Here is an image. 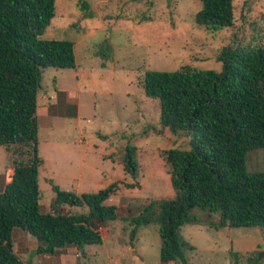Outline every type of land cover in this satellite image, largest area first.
<instances>
[{"label": "rangeland", "instance_id": "374dc122", "mask_svg": "<svg viewBox=\"0 0 264 264\" xmlns=\"http://www.w3.org/2000/svg\"><path fill=\"white\" fill-rule=\"evenodd\" d=\"M82 2L93 18L84 17ZM200 8V0H56L55 16L40 38L73 42L75 67L44 68L41 74L36 112L40 208L52 212L51 184L80 195L117 182L105 202L116 207L117 219L98 227L102 244L81 250L69 246L53 255L35 254L36 239L15 228L14 251L24 262L162 264L158 226L139 227L131 237L130 219L150 201L174 197L170 169L160 152L188 150L189 137L160 125L159 101L146 97L135 79L147 70L220 71L217 56L225 47H264V0H233V25L217 32L195 23ZM127 146L136 149V179L122 170ZM246 170L264 172V148L246 155ZM11 174L0 146V192ZM131 184L135 186H127ZM61 208L87 212L85 206ZM179 233L190 245L187 264H245L254 251L263 253L258 264H264V228L217 230L188 224Z\"/></svg>", "mask_w": 264, "mask_h": 264}, {"label": "trees", "instance_id": "16d2710c", "mask_svg": "<svg viewBox=\"0 0 264 264\" xmlns=\"http://www.w3.org/2000/svg\"><path fill=\"white\" fill-rule=\"evenodd\" d=\"M200 2L197 25L210 32L233 25V0ZM81 9L85 18H93L88 3ZM55 13L56 0H0V146L12 170L0 193V264H28L14 252L15 228L36 239L35 254L53 255L69 246L81 250L102 244L98 227L117 219L116 207L105 203L117 182L80 195L51 184L52 212L40 208L36 112L41 74L44 68L75 67L73 42L40 38ZM217 62L220 71L147 70L135 79L146 97L159 101L160 125L189 137L188 150L160 152L174 197L152 200L130 219L131 237L139 227L158 226L162 264H187L190 245L179 233L182 226L264 228V172L246 170V155L264 148V47H225ZM135 150L126 147L122 165L133 179L138 177ZM64 205L85 206L87 212H64ZM262 256L248 253L245 264H258Z\"/></svg>", "mask_w": 264, "mask_h": 264}, {"label": "crops", "instance_id": "0c3cea01", "mask_svg": "<svg viewBox=\"0 0 264 264\" xmlns=\"http://www.w3.org/2000/svg\"><path fill=\"white\" fill-rule=\"evenodd\" d=\"M1 192H2V191H1ZM1 192H0V193H1ZM107 201H108V200H107ZM107 201H106V202H107ZM67 210H68V209H67ZM98 231L100 232V229H99ZM12 232H13V231H12ZM22 232H23V231H22ZM100 234H101V232H100ZM30 236H31V235H30ZM101 236H102V242H103V235L101 234ZM33 238H34V237H33ZM12 242H13V240H12ZM13 249H14V243H13ZM34 251H35V250H34ZM34 251H33V252H34ZM14 252H15V251H14ZM79 252H80L81 254H83V251H80V250H79ZM72 264H75V263H72Z\"/></svg>", "mask_w": 264, "mask_h": 264}]
</instances>
